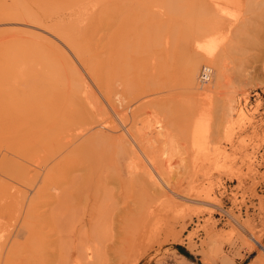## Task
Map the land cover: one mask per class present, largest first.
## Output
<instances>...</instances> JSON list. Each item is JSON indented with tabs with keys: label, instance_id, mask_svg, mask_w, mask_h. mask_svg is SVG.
Returning <instances> with one entry per match:
<instances>
[{
	"label": "bare ground",
	"instance_id": "1",
	"mask_svg": "<svg viewBox=\"0 0 264 264\" xmlns=\"http://www.w3.org/2000/svg\"><path fill=\"white\" fill-rule=\"evenodd\" d=\"M67 1L0 0V192L5 196L0 201L6 202L0 207V264H128L124 255L136 248L140 231L132 225L133 219L138 213L147 220L153 212L149 203L145 205L146 199L158 196L166 202L184 188L179 175L173 176L174 181L165 179L160 162L153 164L152 154H141L142 145L151 153L154 149L149 132L138 131H145V119L149 121L150 116L134 120L130 113L128 118L126 103L136 105L138 97L133 92L137 89L142 102L152 103L155 94L162 93L157 87L164 84L168 93L173 87L169 85L179 84L195 95L209 96L225 81L226 64L220 59L218 66H199L201 50L189 52L183 67L172 71L163 64L162 53L154 58L147 50L142 60V45L153 48L151 44L162 43L167 50L177 43L173 40L181 30L169 33V24L178 20L160 6L169 11L168 2L174 1L175 13L184 10L192 31L200 34L219 19L226 23L220 17L230 14L224 10L226 0H81L65 7ZM148 1H156L159 8L149 16L140 12L138 17L135 10ZM132 13L134 18L126 22ZM156 13L164 18L154 20ZM99 15L105 19L101 30L106 33L92 37L91 19ZM106 36L108 78L91 65L96 57L94 43ZM213 56L210 53V62ZM148 58L157 64L151 68V80L160 83L149 85L144 79L133 85L124 78L126 67H118L126 59L132 65ZM211 79L213 83L205 86ZM30 83L33 88L26 90ZM144 103L143 110H147ZM115 115L120 119H114ZM171 145L175 144L169 143L168 149ZM162 152H154L158 160L163 159L159 157ZM17 174L25 180L16 178L23 187L11 183Z\"/></svg>",
	"mask_w": 264,
	"mask_h": 264
},
{
	"label": "rangeland",
	"instance_id": "2",
	"mask_svg": "<svg viewBox=\"0 0 264 264\" xmlns=\"http://www.w3.org/2000/svg\"><path fill=\"white\" fill-rule=\"evenodd\" d=\"M80 1L68 0L63 5L70 6L75 2L80 4ZM249 1L226 0L223 4L224 10L230 14H227V18L225 15L224 17L220 15L221 20L223 18L224 21L227 20L226 23L223 24V21L219 19L218 24H216L217 22L213 25L208 24L211 26H207L208 28L205 26L200 34L192 31V24L185 17L184 10L177 14L173 10L176 5H172L175 2H168L170 5L167 7L172 9L168 11L166 6H160V10L169 12L168 15L171 18L178 20L174 24L173 22L169 24V33H175L177 29L181 30V34L175 41L173 37L171 39L174 43L177 42L176 45L168 43L167 50L162 43H160L161 45L155 44L156 47L151 44L153 48L142 45V52L144 50L142 60L147 57L148 51L153 52L154 58L163 54V57L166 58H161L162 62L164 61L163 64L166 65V68L170 67L172 71L183 67L185 58L190 55L189 52L197 54L201 50L202 58L199 66L206 63L218 66L217 60L220 59L223 65L226 64L225 69L228 72H225V77L222 80L225 81L221 82V85H218L219 88L217 87L214 93L209 96L195 95L179 84L169 85L173 87L168 93L164 90L167 88L164 84L157 87V90H162V93L159 97L156 93L152 103L151 100L147 101L146 99L142 102L139 89L133 92V95L138 97V100L135 101L136 105L131 101L126 103L125 108L128 106L131 109L132 105L131 111L134 109L133 112L127 108L124 109L128 118L130 113L137 115H131L130 118L134 120L137 117H147L146 115L149 113L150 120L146 121L147 118L145 119V131H138L141 134L149 132L148 135L151 136L149 140L153 139L149 144L154 149L157 147L156 152L166 150V153H159L161 155L159 157L163 158L162 161L158 160V154L154 153V149L151 153V149L146 145H142L143 149L141 150L143 151L147 147V151H141V154L144 156L152 154L155 161L156 159L158 161H154L153 164L159 166L160 162L161 176L164 175L165 179L172 178L171 180L174 181L178 175L183 178L182 180L180 178L179 182L182 183L181 188L183 186L185 189H183V193L165 199L166 202H162L164 199L162 200L161 197L159 200L158 196L146 199L145 205L149 203L153 212L146 218L147 220L138 213L133 219L132 225L137 226L140 231L136 248L134 246L133 250L127 248L124 255L128 264H264V0H254L258 1V5H255V2L249 4ZM260 4L263 6L261 7ZM181 5L185 6L183 3ZM158 8L156 1H148L145 7L140 6L135 10V13L141 18L140 12L147 13L149 16L153 13V9L157 10ZM100 15L97 16L98 18L91 19L92 37L106 33V29L101 30L105 28L103 27L105 19L100 18ZM134 16V13L130 14L126 18V22L133 19ZM159 18L164 17L157 16L156 13L154 20H159ZM178 22H181L182 26ZM219 27L221 28L219 29ZM187 30L190 31L189 34L186 33ZM117 34L118 32L115 31L113 35L117 36ZM107 36L106 39L97 40L96 44L93 42V51H95L96 57L91 62V65L98 68L99 73L105 78H108L104 53ZM189 38L193 40L192 43ZM168 40L170 41V39ZM203 49L204 51H202ZM169 52L171 59L165 56ZM91 53L93 54V52ZM210 53L216 56L214 61H211L212 63L209 61ZM128 63L129 60L126 59L120 62L118 67L120 69L126 67L123 72L125 73L124 78L126 80L129 78L133 85L142 84L144 79L148 81L146 83L149 85L154 81L159 82L156 79L151 80L153 75L151 68L157 67L156 62L152 63L148 58L142 63H135V61L132 65ZM161 63L159 62V65ZM211 83L213 80L205 86ZM198 85L200 88L204 86L199 83ZM125 87L127 88V86ZM28 88H33V84L25 86L26 90ZM164 92L166 93L162 96ZM139 102L142 104L145 102L147 110L145 108L144 111V105ZM139 111L143 114H138ZM114 117V119H120L116 115ZM129 130H131L130 127ZM138 131L135 130V132ZM162 136L164 137L162 138ZM168 136L172 138L171 141ZM167 141L175 145H171L168 149ZM171 148H174L175 151H172ZM32 152L30 151V153ZM167 153H171L170 157ZM164 160L169 162V166ZM176 165L178 166L176 167ZM180 166L184 167L180 169ZM16 178L25 182L23 177L17 174L11 183L22 186V183L18 182ZM165 183L167 184V182ZM6 191H8V187H6ZM0 193L2 200L5 196L2 195V192ZM155 198L159 201H156ZM1 206H6V202L0 201Z\"/></svg>",
	"mask_w": 264,
	"mask_h": 264
}]
</instances>
